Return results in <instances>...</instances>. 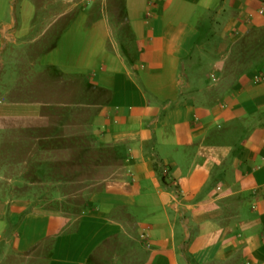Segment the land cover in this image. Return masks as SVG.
Here are the masks:
<instances>
[{
  "label": "crops",
  "instance_id": "0c3cea01",
  "mask_svg": "<svg viewBox=\"0 0 264 264\" xmlns=\"http://www.w3.org/2000/svg\"><path fill=\"white\" fill-rule=\"evenodd\" d=\"M41 7L0 0V163H60L82 79L117 170L76 213L0 169V264H264V0H124L120 36Z\"/></svg>",
  "mask_w": 264,
  "mask_h": 264
},
{
  "label": "rangeland",
  "instance_id": "374dc122",
  "mask_svg": "<svg viewBox=\"0 0 264 264\" xmlns=\"http://www.w3.org/2000/svg\"><path fill=\"white\" fill-rule=\"evenodd\" d=\"M123 5L124 0H41V11H49L51 6V16L88 13L91 20L107 18L113 35L120 36L126 27L121 17ZM82 86V79H75L68 85L65 78L59 79L56 109H52V118L45 120V126L50 125L52 131L57 128L55 155L60 163H40L36 168L32 163H26L28 165L23 168L16 164L8 168L6 163H0L4 164L0 169L7 176L19 181L15 190L20 195L32 202L55 201L58 206L76 213L117 170L111 151L102 146L94 134L96 118L90 104L97 90Z\"/></svg>",
  "mask_w": 264,
  "mask_h": 264
},
{
  "label": "trees",
  "instance_id": "16d2710c",
  "mask_svg": "<svg viewBox=\"0 0 264 264\" xmlns=\"http://www.w3.org/2000/svg\"><path fill=\"white\" fill-rule=\"evenodd\" d=\"M53 155L55 156V153H54V154L52 153V157H53ZM39 164H40V163H38V165H39ZM40 168H41V167H40ZM156 168H157V165H156ZM163 178L165 179V177H163Z\"/></svg>",
  "mask_w": 264,
  "mask_h": 264
}]
</instances>
